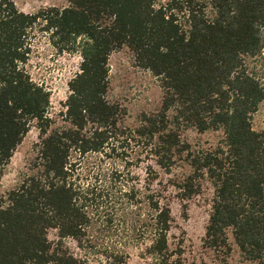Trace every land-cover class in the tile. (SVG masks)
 Returning a JSON list of instances; mask_svg holds the SVG:
<instances>
[{"label":"trees","instance_id":"16d2710c","mask_svg":"<svg viewBox=\"0 0 264 264\" xmlns=\"http://www.w3.org/2000/svg\"><path fill=\"white\" fill-rule=\"evenodd\" d=\"M66 3L24 14L14 0H0V177L33 122L39 133L30 172L0 198V264H86L63 243L84 238L94 200L72 182V155L110 158L127 147L118 140L124 112L106 99L108 59L123 48L162 91L158 112L141 114L127 138L166 174L177 160L185 163L189 173L176 185L180 202L198 195L204 180L211 184L206 251L225 263L233 245L243 261L264 264V129L256 132L251 123L264 105V0ZM34 27L57 53L80 56L62 127L53 128L48 116L49 92L24 70ZM190 129L221 132L222 140L212 151L191 152L180 140ZM159 195L148 197V254L168 264L171 216ZM51 231L55 244L47 238Z\"/></svg>","mask_w":264,"mask_h":264},{"label":"rangeland","instance_id":"374dc122","mask_svg":"<svg viewBox=\"0 0 264 264\" xmlns=\"http://www.w3.org/2000/svg\"><path fill=\"white\" fill-rule=\"evenodd\" d=\"M165 0H156L157 4ZM19 12L34 14L49 8H64L66 0H14ZM30 54L24 70L33 83L50 94L49 118L54 127H62L61 113L69 90L68 82L78 73L80 56L77 53H57L48 35L34 27L29 34ZM108 102L117 104L124 112L118 127L125 131L119 142L125 149L83 157L72 155V182L81 190L88 189L94 200L88 201L90 223L80 243L65 240L64 247L86 264H159L148 250L153 242V228L148 197L159 192V204H168L171 216L167 246L168 264H252L242 260L235 246L225 263L202 246L205 227L211 210L213 188L201 183L199 194L180 202L176 188L189 173L183 161L177 160L165 173L154 166V159L144 148L134 147L128 132L138 126L141 114L158 112L162 91L155 78L141 70L133 54L126 48L114 52L108 59ZM252 129H264V105L252 116ZM38 129L33 122L0 177V198L14 189L24 174H28L38 143ZM180 140L191 152L212 151L222 140L221 132L198 134L195 130L180 133ZM124 154L117 157V154ZM89 198V197H88ZM90 200V199H89ZM49 242L57 241L55 232L48 233ZM231 242V239H230Z\"/></svg>","mask_w":264,"mask_h":264}]
</instances>
